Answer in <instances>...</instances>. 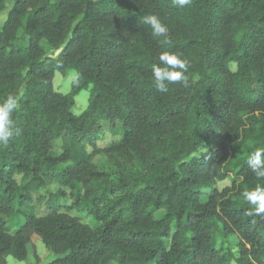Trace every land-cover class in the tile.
Returning <instances> with one entry per match:
<instances>
[{"label":"trees","instance_id":"16d2710c","mask_svg":"<svg viewBox=\"0 0 264 264\" xmlns=\"http://www.w3.org/2000/svg\"><path fill=\"white\" fill-rule=\"evenodd\" d=\"M9 1L0 104L18 98L20 134L0 144V264L25 260L35 234L57 256L47 264H264V214L242 199L264 190L248 164L264 148V0H0V13ZM162 53L188 62L187 86L156 88ZM69 70L63 94L54 79ZM103 122L120 138L101 146Z\"/></svg>","mask_w":264,"mask_h":264},{"label":"clouds","instance_id":"9594fccd","mask_svg":"<svg viewBox=\"0 0 264 264\" xmlns=\"http://www.w3.org/2000/svg\"><path fill=\"white\" fill-rule=\"evenodd\" d=\"M180 7L184 8L191 4L192 0H174ZM142 23L151 29L154 37H166L167 26L156 15L145 16ZM159 65L152 66V77L156 88L161 92H166L168 83L182 82L187 86V76L183 72L188 70V62L182 60L179 56L162 53L160 55ZM179 69V70H178ZM22 95V93H21ZM18 108V98L9 95L6 100L0 104V144H6L11 137L19 135L20 130L14 128L13 113ZM251 171L257 178H264V148H258L250 155L248 161ZM242 199L251 205L249 214H264V190L258 185L255 190L244 191Z\"/></svg>","mask_w":264,"mask_h":264},{"label":"rangeland","instance_id":"374dc122","mask_svg":"<svg viewBox=\"0 0 264 264\" xmlns=\"http://www.w3.org/2000/svg\"><path fill=\"white\" fill-rule=\"evenodd\" d=\"M12 7V2H7L6 9L0 13V29L2 28L3 22L7 18V12ZM42 45L49 56H57L60 50L52 48L50 45L47 44L46 41L42 42ZM77 74L74 70H69L66 74H62L61 72L57 71L54 79V87L56 91L67 94L71 92L72 89V82L76 78ZM91 96V87L83 89L78 95L75 97V104L73 106V112L77 115L81 114L89 105ZM116 129L120 128V122L117 121L115 124ZM114 126L110 122H103V130L101 131L100 138L98 144L104 146L110 143L113 139L120 138L113 135ZM66 137H64L65 139ZM64 139L58 140L54 143L53 150L54 151H61L62 145L64 143ZM94 162L98 166H103L106 162V158L102 154H98L94 158ZM231 185V181L229 179L222 181L218 184L220 189ZM51 190H56L58 186L53 183L50 184L49 187ZM59 203L62 205H69L72 202L71 197H59ZM34 206L38 209L40 213L46 212V206L43 205L39 207L34 201ZM90 221V220H88ZM239 238L237 235L229 236L227 241H223V246L231 247L233 251L237 250V242ZM57 256L50 252L45 245L43 244L40 236L37 234L33 235L31 242L28 245V256L25 260H18L13 256H9L7 258L8 264H47L51 260L55 259ZM111 264H118L117 262H112Z\"/></svg>","mask_w":264,"mask_h":264}]
</instances>
